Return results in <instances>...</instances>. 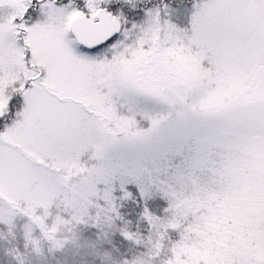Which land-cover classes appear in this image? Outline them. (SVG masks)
Masks as SVG:
<instances>
[{
  "label": "snow or ice",
  "instance_id": "snow-or-ice-1",
  "mask_svg": "<svg viewBox=\"0 0 264 264\" xmlns=\"http://www.w3.org/2000/svg\"><path fill=\"white\" fill-rule=\"evenodd\" d=\"M0 264H264V0H0Z\"/></svg>",
  "mask_w": 264,
  "mask_h": 264
}]
</instances>
